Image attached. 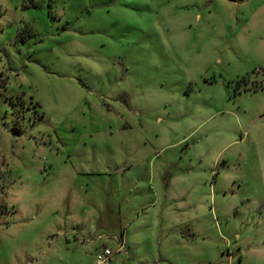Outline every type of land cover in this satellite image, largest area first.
I'll list each match as a JSON object with an SVG mask.
<instances>
[{
	"label": "rangeland",
	"instance_id": "1",
	"mask_svg": "<svg viewBox=\"0 0 264 264\" xmlns=\"http://www.w3.org/2000/svg\"><path fill=\"white\" fill-rule=\"evenodd\" d=\"M264 264V0H0V264Z\"/></svg>",
	"mask_w": 264,
	"mask_h": 264
},
{
	"label": "built area",
	"instance_id": "2",
	"mask_svg": "<svg viewBox=\"0 0 264 264\" xmlns=\"http://www.w3.org/2000/svg\"><path fill=\"white\" fill-rule=\"evenodd\" d=\"M112 256V251L109 248L105 247L96 255L95 264H111Z\"/></svg>",
	"mask_w": 264,
	"mask_h": 264
},
{
	"label": "trees",
	"instance_id": "3",
	"mask_svg": "<svg viewBox=\"0 0 264 264\" xmlns=\"http://www.w3.org/2000/svg\"><path fill=\"white\" fill-rule=\"evenodd\" d=\"M99 253V252H98Z\"/></svg>",
	"mask_w": 264,
	"mask_h": 264
}]
</instances>
